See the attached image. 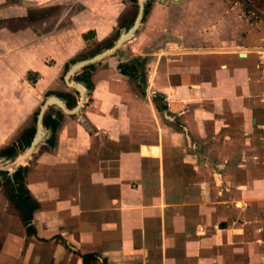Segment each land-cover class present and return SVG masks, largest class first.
<instances>
[{
    "label": "crops",
    "instance_id": "crops-1",
    "mask_svg": "<svg viewBox=\"0 0 264 264\" xmlns=\"http://www.w3.org/2000/svg\"><path fill=\"white\" fill-rule=\"evenodd\" d=\"M251 2L260 23L242 0L153 6L176 48L143 90L92 71L88 104L21 167L28 220L14 172L10 193L0 176V264H264V0Z\"/></svg>",
    "mask_w": 264,
    "mask_h": 264
},
{
    "label": "rangeland",
    "instance_id": "rangeland-1",
    "mask_svg": "<svg viewBox=\"0 0 264 264\" xmlns=\"http://www.w3.org/2000/svg\"><path fill=\"white\" fill-rule=\"evenodd\" d=\"M11 1L17 0H0V7L3 6L0 10V143H3L0 165L3 167L20 160L27 151L28 146L24 145L16 148L12 158L1 155L4 149L17 144L26 129L36 126L39 110L48 97L63 99L69 110L76 106L77 103L61 98V95H72L79 101L78 92L64 81L66 72L77 62L112 49L133 25L140 4V0H21L22 9L18 10L9 8ZM242 2L247 22L260 23L262 18L254 11L251 0ZM156 3L170 6L171 0H147L140 29L134 37L113 55L82 68L71 77L70 82L86 88L84 106L93 87L92 71L97 68H117L130 73L141 90L153 78L160 58L165 60L174 47L170 44L168 25L171 14L160 8L151 13ZM69 46L74 51L62 61L59 53ZM178 47L186 51L182 45ZM84 79L92 86L80 82ZM59 112L62 111L58 107L50 106L43 120L49 115L59 127L63 120H58ZM43 127L47 136L37 150L44 148V143H53L57 132H53L52 126L43 124ZM30 160L21 162L20 166ZM9 173L0 175L8 193L11 192L6 176Z\"/></svg>",
    "mask_w": 264,
    "mask_h": 264
},
{
    "label": "water",
    "instance_id": "water-1",
    "mask_svg": "<svg viewBox=\"0 0 264 264\" xmlns=\"http://www.w3.org/2000/svg\"><path fill=\"white\" fill-rule=\"evenodd\" d=\"M146 1L147 0H140L138 14H137V17H136L133 25L128 29L127 32H125L124 34H122L119 37V39L117 40V42L115 43V45L112 49L107 50L103 53H100L93 58L77 62L76 64H74L73 66H71L68 69V71L66 72V74L64 76V81L69 88L76 90L79 94V101L77 102L76 106L73 109L69 110L63 99H60V98L55 97V96L48 97L44 101L42 107L39 110V113H38V116L36 119L35 135H34L33 140L31 141L30 145L27 147V151L21 157L20 160H16L17 159V157H16L15 158L16 161L14 160L15 162H13L10 166L3 167L2 165H0L1 171L15 172L17 167H22V166H20L21 162L28 160L32 156V154L37 150V147L39 146V144L44 140V138H46L47 131L44 129L42 121H43V117H44L45 112L48 109V107L56 106L62 111V113H64L65 115H68V116H74L80 112L82 106L84 105L85 99H86V88H84L80 84L70 82L71 77L74 76L82 68H84L88 65L95 64V63L103 60L104 58L113 55L115 50L119 49L128 40H130L134 37L135 33L138 31V29L140 27V24L142 23Z\"/></svg>",
    "mask_w": 264,
    "mask_h": 264
},
{
    "label": "trees",
    "instance_id": "trees-1",
    "mask_svg": "<svg viewBox=\"0 0 264 264\" xmlns=\"http://www.w3.org/2000/svg\"><path fill=\"white\" fill-rule=\"evenodd\" d=\"M121 72L123 74L129 75L127 72H124L123 70H121ZM80 82L90 83L89 80H85V79L80 81ZM89 86L91 87L92 84L90 83ZM61 98L68 99V100L72 101L74 104L77 103V100L72 95H61ZM62 119H63V113L59 112L58 113V120L61 121ZM43 124L46 127L52 126L53 132H56L57 127H58L57 122L54 121V119L49 115L44 118ZM35 131H36L35 127H31V128L26 129L24 131V133L21 135L20 139L17 141V144L12 145V146L4 149L1 152V155L12 157L15 153L16 148L22 147L24 145L29 146L31 141L34 138ZM22 171H23V168L20 167L13 174V180L15 181L17 186L14 187V185H12V190L14 191V194H11V198L13 201L16 202L18 207H25L28 210L29 215L24 217L26 220H28L30 218L31 212L35 206L32 204L31 199H30V197H29V195H28V193H27V191L23 185Z\"/></svg>",
    "mask_w": 264,
    "mask_h": 264
},
{
    "label": "built area",
    "instance_id": "built-area-1",
    "mask_svg": "<svg viewBox=\"0 0 264 264\" xmlns=\"http://www.w3.org/2000/svg\"><path fill=\"white\" fill-rule=\"evenodd\" d=\"M260 65H261L262 69L264 70V57H261Z\"/></svg>",
    "mask_w": 264,
    "mask_h": 264
}]
</instances>
